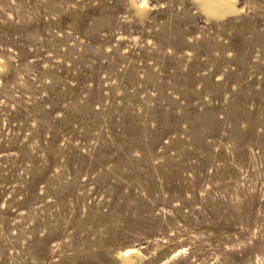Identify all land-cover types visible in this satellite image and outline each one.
I'll list each match as a JSON object with an SVG mask.
<instances>
[{"label": "rangeland", "instance_id": "1", "mask_svg": "<svg viewBox=\"0 0 264 264\" xmlns=\"http://www.w3.org/2000/svg\"><path fill=\"white\" fill-rule=\"evenodd\" d=\"M146 1L0 0V264H264V0Z\"/></svg>", "mask_w": 264, "mask_h": 264}, {"label": "bare ground", "instance_id": "2", "mask_svg": "<svg viewBox=\"0 0 264 264\" xmlns=\"http://www.w3.org/2000/svg\"><path fill=\"white\" fill-rule=\"evenodd\" d=\"M198 7L207 17L222 18L228 14L237 13L242 7L237 5L238 0H196ZM137 13L143 15L147 9L146 0H132ZM143 13V14H142ZM4 66V65H3ZM139 247L131 245L118 251V257L123 264H135V256H141Z\"/></svg>", "mask_w": 264, "mask_h": 264}]
</instances>
